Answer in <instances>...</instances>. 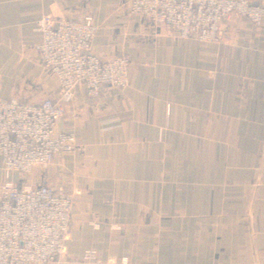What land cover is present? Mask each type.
Returning a JSON list of instances; mask_svg holds the SVG:
<instances>
[{
  "label": "crops",
  "instance_id": "0c3cea01",
  "mask_svg": "<svg viewBox=\"0 0 264 264\" xmlns=\"http://www.w3.org/2000/svg\"><path fill=\"white\" fill-rule=\"evenodd\" d=\"M128 2L0 0L2 99L57 96L36 50L44 16L91 14L92 54L130 63L126 90L76 89L55 128L75 151L20 183L79 191L58 263L116 249L118 264H264V20L224 23L201 43Z\"/></svg>",
  "mask_w": 264,
  "mask_h": 264
},
{
  "label": "built area",
  "instance_id": "2783aa9c",
  "mask_svg": "<svg viewBox=\"0 0 264 264\" xmlns=\"http://www.w3.org/2000/svg\"><path fill=\"white\" fill-rule=\"evenodd\" d=\"M129 13L144 17L168 34L201 43H217L221 25L247 21L259 27L264 0H129ZM36 47L47 79L58 94L38 104L0 98V264H59L66 255L73 209L79 191L65 183L20 185L35 171H46L72 154L74 134L56 133L78 87L95 99L103 87L126 90L130 63L125 56L101 60L91 52L96 28L91 14L71 10L54 20L40 18ZM18 177L17 182L11 176ZM77 264H118L116 249L105 260L84 251Z\"/></svg>",
  "mask_w": 264,
  "mask_h": 264
},
{
  "label": "rangeland",
  "instance_id": "374dc122",
  "mask_svg": "<svg viewBox=\"0 0 264 264\" xmlns=\"http://www.w3.org/2000/svg\"><path fill=\"white\" fill-rule=\"evenodd\" d=\"M26 181V180H25Z\"/></svg>",
  "mask_w": 264,
  "mask_h": 264
}]
</instances>
